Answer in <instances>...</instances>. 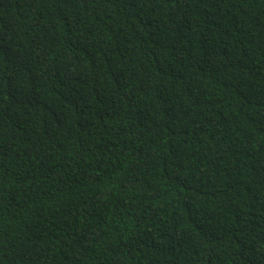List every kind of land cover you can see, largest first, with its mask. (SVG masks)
Returning a JSON list of instances; mask_svg holds the SVG:
<instances>
[{"label":"trees","instance_id":"16d2710c","mask_svg":"<svg viewBox=\"0 0 264 264\" xmlns=\"http://www.w3.org/2000/svg\"><path fill=\"white\" fill-rule=\"evenodd\" d=\"M0 264H264V0H0Z\"/></svg>","mask_w":264,"mask_h":264}]
</instances>
